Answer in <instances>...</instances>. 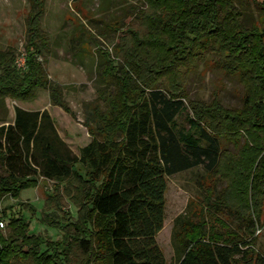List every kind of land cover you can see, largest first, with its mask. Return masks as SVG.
Listing matches in <instances>:
<instances>
[{
  "label": "trees",
  "instance_id": "1",
  "mask_svg": "<svg viewBox=\"0 0 264 264\" xmlns=\"http://www.w3.org/2000/svg\"><path fill=\"white\" fill-rule=\"evenodd\" d=\"M28 1L23 64L16 63L12 48L0 49V103L7 97L29 101L45 89L52 104L68 111L44 67L50 50L41 26L44 0ZM127 14L128 22L113 20L128 27L113 52L96 48L100 86L88 120L90 140L77 153L46 109L14 106L12 121L1 119L0 203L9 197L33 211L19 200L22 190L36 187L39 178L74 180L70 196L79 214L70 237L82 264H165L155 235L163 224L166 178L201 167L200 213L237 224L225 234L209 229L204 215H178L172 233L176 264H247L264 210V17L245 26L236 0H136ZM132 23L140 30L129 29ZM80 29L75 38L87 34L95 40L84 25ZM206 49L226 74L237 77L240 107L187 97L186 71ZM181 114L186 126L177 122ZM246 133L253 135L252 147L245 143L230 161L229 189L244 205L235 208L204 181L220 165L222 134L235 141ZM0 220L7 229H0V264L70 261L66 233L59 241L28 235L29 221L9 206L0 207ZM192 228L196 235L189 239Z\"/></svg>",
  "mask_w": 264,
  "mask_h": 264
},
{
  "label": "rangeland",
  "instance_id": "2",
  "mask_svg": "<svg viewBox=\"0 0 264 264\" xmlns=\"http://www.w3.org/2000/svg\"><path fill=\"white\" fill-rule=\"evenodd\" d=\"M262 2L264 0H236L245 26L256 24L264 17ZM135 3L136 0H81L80 2L44 0L41 26L50 43V50L44 55L46 59L44 67L48 79L60 88L61 97L68 111L62 106L52 104L49 92L42 89L29 101L5 98L3 104L0 103V121L4 119L5 124L12 121L14 106L26 110L46 109L55 122L58 134L72 151L77 153L78 148L90 140L88 120L95 104L97 88L100 86L97 72L102 58L96 48L113 52V45L119 37L128 33V27L114 25L113 20L128 22L130 20L127 14L128 7ZM30 10L31 5L28 0H0V49L12 48L16 55V63L19 65L24 62L25 19ZM80 25H84L85 29L94 35L95 40L91 41L87 34L75 38L81 32ZM129 29L140 30L134 23L129 24ZM201 57L186 71L187 97L205 102L216 98L224 107H240L243 88L237 77L226 74L219 67L217 55L212 53V50L206 49ZM177 122L180 126H186L185 114H181ZM222 135L219 143L222 149L220 165L215 173L205 176L204 182L218 193L227 196L230 204L235 208H241L244 206L243 199L232 194L229 189L230 161L238 158L245 143L252 147L253 135L246 133L243 137L237 136L235 141L229 140L225 134ZM203 174V169L196 167L166 178L163 224L155 235L165 264H176L172 233L174 219L178 215L184 212L190 217L204 215V221L209 229L222 231L225 234L234 228L233 224H237L235 220L232 221L233 224L231 222L229 224L228 218L223 215L200 213L197 198L202 195L199 183L203 181ZM73 182L75 183L74 180L63 183L39 178L36 187L24 189L19 194V200L33 207V211L19 207L14 199L9 197L2 200L0 207L9 206L13 211L24 215L29 221L28 235H40L52 241H59L63 233H66L68 242L72 245L68 264H82V255L70 237L74 235L73 223L78 220L79 214V206L73 204L70 196L75 192L71 185ZM261 205L264 209V203ZM44 219H47V222ZM48 221L55 223L56 227ZM2 229L7 232L5 227ZM194 229L187 230L186 235L189 239L196 235ZM254 235L255 253L251 254L247 264H264L256 257V253L264 257V210L261 212L259 227ZM42 250L44 246L41 247ZM22 262L34 264L32 261Z\"/></svg>",
  "mask_w": 264,
  "mask_h": 264
},
{
  "label": "built area",
  "instance_id": "3",
  "mask_svg": "<svg viewBox=\"0 0 264 264\" xmlns=\"http://www.w3.org/2000/svg\"><path fill=\"white\" fill-rule=\"evenodd\" d=\"M23 64V63H22ZM21 64V65H22ZM5 225H4V221L3 220H0V229H2L3 227H4Z\"/></svg>",
  "mask_w": 264,
  "mask_h": 264
}]
</instances>
